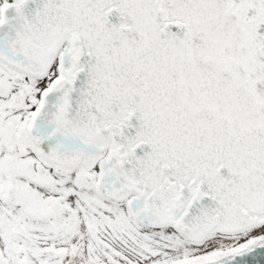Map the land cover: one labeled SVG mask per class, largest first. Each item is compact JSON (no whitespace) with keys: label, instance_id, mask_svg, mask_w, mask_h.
Wrapping results in <instances>:
<instances>
[{"label":"snow or ice","instance_id":"6c2138e0","mask_svg":"<svg viewBox=\"0 0 264 264\" xmlns=\"http://www.w3.org/2000/svg\"><path fill=\"white\" fill-rule=\"evenodd\" d=\"M0 264H264V0H0Z\"/></svg>","mask_w":264,"mask_h":264}]
</instances>
